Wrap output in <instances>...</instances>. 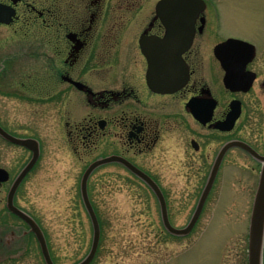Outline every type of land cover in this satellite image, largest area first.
I'll use <instances>...</instances> for the list:
<instances>
[{"label":"flooded vegetation","instance_id":"obj_1","mask_svg":"<svg viewBox=\"0 0 264 264\" xmlns=\"http://www.w3.org/2000/svg\"><path fill=\"white\" fill-rule=\"evenodd\" d=\"M119 1L125 4L118 6L124 8L123 24H116V0H0L14 12L10 23L0 22V264H47L31 221L58 264L35 197L46 186L65 182L67 149L81 163L80 205L90 221L83 176L92 163L116 157L99 164L88 179L97 215L92 181L114 191L117 182L131 188L133 178L150 195L163 231L171 236L176 235L164 226L163 200L125 161L158 186L172 225L174 207L193 208L192 218L212 176L197 224L229 167L232 174H261L263 162L239 143L264 155V24L249 34L226 33L222 26L229 14L217 0H204L193 17V34L175 32L167 40L157 0L149 21L133 35L131 3ZM178 5L172 9L177 21ZM185 11L191 20L192 10ZM19 22L26 34L37 33L41 53L20 48ZM3 27L12 32L8 47ZM230 38L242 42L228 44ZM228 75L237 88L227 86ZM41 76L42 91L51 100L44 109L47 137L36 132L41 115L34 106L18 102L35 99ZM222 197L219 203L226 202L225 191Z\"/></svg>","mask_w":264,"mask_h":264},{"label":"rangeland","instance_id":"obj_2","mask_svg":"<svg viewBox=\"0 0 264 264\" xmlns=\"http://www.w3.org/2000/svg\"><path fill=\"white\" fill-rule=\"evenodd\" d=\"M129 1L130 29L135 35L149 21L157 0ZM217 1L229 14L222 26L226 33L249 34L257 28L256 25L264 24L261 16L264 0ZM119 5L124 7L125 4H120L119 0L114 4L116 24H123L121 9L124 8H119ZM21 24L17 23L20 48L41 53L43 44L37 33L29 30L26 34ZM2 31L4 45L8 47L11 45V29L3 27ZM22 67L21 64V70ZM35 84V99L18 102L34 106L35 113L41 115L36 117L35 127L39 130L36 132L47 137L50 123L44 109L51 100L42 91V76L36 79ZM19 113L23 117L24 112ZM52 149L59 152L55 147ZM46 151L49 152L47 145ZM65 155L62 164L65 182L54 187L46 186L41 193H36L35 199L36 206L42 211L40 215L50 236L54 258L58 264H76L91 247L93 228L84 207L80 205L77 181L81 163L68 149ZM228 171L224 184H220L212 195L203 218L186 236H171L163 231L159 209L151 205L150 195L142 192L133 178L130 180L131 188L117 182L114 191L100 189L93 180L91 192L98 203L102 236L98 255L92 264H248L249 223L259 176L243 172L232 174L230 167ZM224 191L227 200L219 203ZM171 210L176 221L174 225L184 227L194 209L174 207Z\"/></svg>","mask_w":264,"mask_h":264},{"label":"water","instance_id":"obj_3","mask_svg":"<svg viewBox=\"0 0 264 264\" xmlns=\"http://www.w3.org/2000/svg\"><path fill=\"white\" fill-rule=\"evenodd\" d=\"M175 2H178V7L181 9L179 14L177 16L179 17V20L177 21L174 18V14L172 12V9L175 8ZM205 6V2L203 0H160L157 4V12L158 15L163 20V23L168 27V35L165 39L171 40L173 39V34L176 33H183L188 31V35L191 36L193 34V17L197 16L199 13V10L202 9ZM7 7H1L0 6V22L4 23H10L12 16L14 15L13 11L7 10ZM191 9V20H186L185 18L188 17V13L185 11L186 9ZM180 24L179 29H176L174 27L175 24ZM189 25V27L187 26ZM187 26L186 29L183 27ZM242 40L230 38L227 43H235ZM225 44V45H228ZM226 84L230 88H237L236 86V79L232 77L231 75H228L226 78ZM231 119H235V116L230 117ZM21 143L26 144V140H20ZM232 144L236 143H230L228 147H230ZM245 148L249 149L251 152H253L255 155H257L260 160L263 162V168L260 174L259 184L258 188L255 194L252 212H251V218H250V225H249V249H248V264H263V256H264V155L261 156L257 152H255L253 149H251L247 144L245 143H239ZM117 159L116 157H109L105 158L103 160L97 161L92 163L88 169L86 170L83 179H82V196L85 202L86 209L91 217L92 225H93V240H92V246L89 251V253L78 263L76 264H90L97 253V250L100 245L101 240V225L99 218L97 216V213L90 201L89 193H88V179L91 175L92 171L101 163L103 162H109L112 160ZM125 161V160H124ZM127 165L135 171L139 176L145 178L154 188L157 195L160 197L161 200H163V207H162V214L164 217V225L171 233L175 235H187L189 234L194 226L197 223V220L202 212V206L204 204V201L206 200L207 194L209 189L211 188V184L214 180V176H212L211 180L209 181L206 189L203 192L202 198L200 200L199 206L196 208L195 213L193 214L192 218L190 219L189 223L184 227H175L173 226L168 218V209L165 206L164 198L162 192L159 190L158 186L141 170H139L137 167L132 165L129 162H126ZM34 164V159L31 161V163L28 165L27 169L30 168ZM25 170V171H26ZM22 215L23 213L20 212ZM32 225L34 226L35 232L37 233V236L41 242V246L43 249V253L45 256V260L47 264H55L54 260L52 259L49 248L47 245V242L45 240L44 234L41 230V228L33 221H31Z\"/></svg>","mask_w":264,"mask_h":264}]
</instances>
